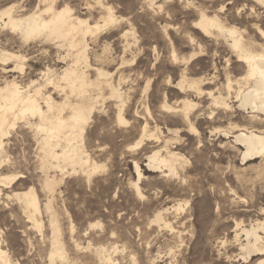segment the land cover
Wrapping results in <instances>:
<instances>
[{
	"label": "rangeland",
	"instance_id": "rangeland-1",
	"mask_svg": "<svg viewBox=\"0 0 264 264\" xmlns=\"http://www.w3.org/2000/svg\"><path fill=\"white\" fill-rule=\"evenodd\" d=\"M56 1L57 8L69 5L74 15L87 17L90 24L102 23L108 7L113 13L115 11L116 24L87 36L92 65L88 74L95 79L98 66L111 75L110 80L123 91L121 104L124 106L121 108L127 122L118 120L119 102L110 99V90L105 88L104 97L89 120L84 136L86 152L92 162L102 166L92 174L80 167L77 170L68 167L65 171L44 168L43 149L36 132L27 128L25 122H19V126L11 130L4 139L7 150L4 148L6 159L0 166V178L4 175L22 177L13 183L0 181L3 192H0V247L9 260L0 264H246L240 259L239 249L240 240L245 237L237 240L235 235L242 226L264 221V155L243 162L241 157L245 148L235 141L234 134L243 127L264 131V117L253 120L250 117L254 114L252 110L241 109L240 103L235 101V90L240 85L237 79L244 70L236 62L232 50L220 37H203L193 29V23L198 18V8L206 7L210 14L218 12L227 25L241 29L247 34L252 48L262 51L264 8L252 0H186L187 3L185 0ZM16 4L25 13L39 4L40 8L45 6L43 0H0V11ZM223 5L225 9L220 11ZM0 32L3 48L23 53L28 59L23 74L10 72L12 64L5 70L0 64V85L5 79L13 78L27 85L30 80L41 79L46 68L60 74L71 61L66 45L61 49L53 42L39 39L23 45V41L8 30ZM199 44H204L202 52L198 51ZM173 51L180 57V63L174 65ZM190 51L198 52V55L191 58L193 53ZM184 66L189 68L190 77L204 79L205 92L211 89L217 95L221 93L233 104L231 110L224 111L215 107L208 95L194 94L192 98L199 105L193 118L197 135L189 130L180 115L173 117L161 109L166 97L170 102L182 97L176 84ZM229 77L235 80L231 90L234 96L225 87ZM148 81L151 85L147 89ZM47 90L52 91L56 100H62L63 96L53 87ZM98 92L95 90V94ZM148 105L150 112L146 109ZM213 109L215 114L212 116ZM146 124L148 133L154 132L158 124L168 137H171L168 128L180 130L181 141L171 148L182 152L188 160L183 174L186 181L176 177L169 179L162 172L148 169L146 156L158 149L162 140L146 138L143 146L137 148L136 142ZM221 130L233 133L226 136ZM135 161L140 163L144 174L140 186L145 196H139L136 191ZM48 176L57 181L51 189L45 185ZM31 187L36 190L43 208L37 217L42 227L37 226L16 195ZM47 203L51 205L49 210L45 209ZM179 203L181 209H177ZM156 212H162L167 220L170 219L171 226L156 222ZM52 218L56 219L59 231L54 229ZM261 234L264 235L263 231ZM56 237L65 249V259L51 257ZM100 250H103L102 254ZM106 258H111V262H106Z\"/></svg>",
	"mask_w": 264,
	"mask_h": 264
},
{
	"label": "bare ground",
	"instance_id": "bare-ground-1",
	"mask_svg": "<svg viewBox=\"0 0 264 264\" xmlns=\"http://www.w3.org/2000/svg\"><path fill=\"white\" fill-rule=\"evenodd\" d=\"M179 1H182V0H179ZM252 1L256 2L257 5L264 8V0H252ZM43 2L45 5L43 8H40L39 7L40 4H39V6H37L36 9L34 8L35 10L33 9L32 11L26 12V13L23 12L21 6H18L19 4H16L18 7L16 5H10L9 7L4 8L3 10L0 11V30H8L10 33H12V35L18 36L21 39V41H23V45L25 44L27 45L29 41H32L35 39H39L41 41L53 42L55 45L61 47V49H62V46L66 45L68 47V54L70 55L69 57H71V61L70 63L67 64V66L62 70L60 74H58V72H55L54 68H52L54 69V71L51 70V68H46L47 70L45 72L44 71L42 72L41 79L39 78V80L38 79L32 80V81L30 80V83L27 85H22L21 83L17 81L16 78H13L11 80L5 79L4 84L0 85V166L3 162H5V159H6V158L4 159V155H3L6 149L4 139L11 133V130H13L17 125L19 126L18 124L19 122H25L27 124V128H29L30 130H34L41 140V146H42L43 151L40 150V152L41 151L43 152L44 168L56 169V170L57 168H59L62 171H65V169H67L68 167H71L73 170H77V167H80L81 170H84L92 174V173H95L100 168H102V166L97 164L96 162H92L91 160L92 158H90L88 155L89 152L87 153L85 150L84 136H85L86 127H87L89 120L91 119L94 111L96 110L98 104L100 103L101 98L104 97L103 90L105 88H107V90L108 89L110 90V99L113 98L116 100L114 102L120 103V104L119 103L117 104V107L119 108L118 120L121 123H126L127 121L123 116L122 108H121L122 106H124L123 104H121L123 103V96H124L122 95L123 91H121V88L115 85L113 81L110 80L111 75H109V73L105 71L103 68H100L97 66L96 71H95L97 74V76L95 75L96 78L91 79L89 77L88 70L92 65L90 63V56H89L90 54L88 52L89 45L87 42V36L90 34H96L100 32L101 30H104L107 27L116 24L118 22V19L115 17L116 15H114L115 11L113 13L112 9H110V7H108L107 5L106 6L108 7V13L104 17L103 22L102 23L95 22L96 24H90L88 19H86L87 17L83 19L82 17L74 15L73 9L69 5H65V6L57 8L56 0H43ZM184 6H186V4ZM205 8L204 7L198 8L199 15H198V18L193 23V29L196 30L197 32H200L203 35V37H213V38L217 37V39H219V37L222 38L224 42L226 43V45H228L227 47L230 48V50H232V53L237 57L236 62H238L240 67L244 70V73L240 76L239 79H237V82L240 85H239V88L235 90L236 94L234 93L235 94L234 98H236L235 101L240 103L239 107L241 109H251L252 110L251 112L254 114H252L250 117L253 120H262V117H264V50L262 51L254 50L251 46V42L248 36H246L247 34L245 35V33L236 26L227 25L218 12H215V13L213 12L212 14H210L207 12L206 10L207 8L206 9ZM224 9H225V6L223 5L220 11H223ZM159 11L161 13L162 10H159ZM239 17H241V14ZM165 26H166V23H165ZM165 30H168V28L166 27ZM14 36H12V38ZM171 46L173 47V45ZM203 46L199 44V50H198L199 52L203 51L204 49ZM5 48H3V46L0 45V64L2 65L3 70L6 69V66L12 64L14 66L12 67V69L9 68L10 72L12 71L20 72L21 74H23L25 62L26 60H28L26 59V56L23 55V53L9 51ZM106 49H109V48L106 47ZM192 53L193 54L191 55V58L198 55V52L197 53L192 52ZM171 54H173L172 55L173 60L175 61V63H173L174 65L177 62H179L180 57L178 56L177 51H173V53ZM97 56L101 57L100 55H97ZM188 56L189 55H187V57ZM60 57H62V55ZM183 61H184V58H183ZM183 68H185V66ZM181 72H183L182 76L179 78V81L177 82L176 85H177V89L179 90L178 94H181L182 97L180 99L177 98V100L173 102H170V100L167 97L166 98L164 97L165 100L162 104V108L161 107L160 108L163 109V111L167 113H171L173 117L174 115H180L183 118V120L187 123L186 125L189 126V130L192 133L195 132L196 134L198 133V130L194 126L195 123H193V118H195V115L197 113V107L199 105H198V102H196L194 98H192V96H195L194 94L198 96L208 95V97L211 98V100L213 101V104L215 105V107L217 106V107L223 108L224 111L231 110L233 108L232 106L233 104L231 105L228 102V100L225 97H223V95H221V93L217 95L211 89L208 92H205L206 89L203 88V82H205L204 79L202 78L197 79V78L190 77L189 68H185L184 71H181ZM233 78L229 77L226 83L227 86H225L227 90H229V93L233 89V86H234L233 83H235L234 82L235 80ZM172 83L173 82H171V84ZM150 85L151 83L150 81H148L146 84V88L148 89ZM218 86H221V85H218ZM49 87H53L54 90L58 91L63 96L61 101L56 100L53 94L51 93L52 91L50 92L49 90H47ZM220 88L221 87H219V89ZM95 90H99V92L95 94ZM209 104H210V101H209ZM146 109L148 112H150L149 105L146 106ZM200 111H201V108H200ZM200 111L199 113H201ZM214 114L215 113L213 109L211 112V115L213 116ZM211 115H209V117H211ZM156 125L157 127H155V131L154 132L151 131L152 133H148L147 124L144 126V128H142L143 134L141 138L136 142V147L140 148L141 146H143L146 138L154 139V140L156 139L157 141L162 140V143L158 147V149L152 151L150 154L146 156L147 157L146 165L148 166V169L154 172H162L169 179L170 177H176V178L182 179L183 181H186L185 176L183 174L184 172H186L188 160L186 161V158L182 155V152L179 153L171 148L172 145H174L175 143L179 144L178 142L181 141L182 137L180 135L181 133L180 130L177 128L176 129L168 128L167 129L168 134L171 135V137H168V135L164 134L162 129L159 127V125L158 124ZM231 133L233 132L224 131L222 134L229 136ZM234 137H235V141L245 148V152L244 154H242L243 156L241 157L243 158L242 159L243 162L249 159H252V158H256L260 156L262 157V155H264V131H258L256 129H250V128L243 127V128L238 129V131L234 134ZM135 167H136V171L138 175V180L135 184L137 194L139 196H145L140 186V182H141V179L144 177V174L142 173V168L138 161H135ZM10 176L4 175L0 178V181L2 183L3 182L13 183L16 180H18L20 177H22L21 175L20 176L14 175L13 177L12 175ZM56 182L57 181L55 177L50 178L48 176L46 179L45 185L46 187L51 189L54 187ZM59 185L60 184H58V186ZM0 192L3 193L1 189H0ZM16 195L21 200L24 206L22 207L26 209V212L29 213L30 217L36 222L37 226L42 227V224L39 221V219H37V217L39 216L43 208L41 209V203H40L41 201H40V198L36 190L33 187H31L24 192L18 191ZM47 208L48 210L51 208L50 203H47V207H45V209ZM168 209L169 208H167V210ZM177 209H181L180 203ZM174 213H175V210H174ZM166 214H168V212H166ZM154 220L160 224L164 223L166 226H171V223L169 222L170 219L167 220L164 217L162 212H158ZM51 223L53 224L54 229L57 228V222L55 218H52ZM96 225H99V223ZM55 230L59 231L58 228ZM261 231H263L264 233V221L261 222L260 220L250 225L249 227L242 226L240 230H237L236 235H235L237 240H240L241 236L245 237L244 240L242 241L240 240V243L238 242L240 244L239 249L241 250L240 259L242 260L243 263L264 264V235L261 234ZM177 233L179 232L177 231ZM54 244H55V247L51 252V257L52 258L59 257L61 259H65L67 256H66L65 249L60 239L56 237ZM2 248L3 247H0V262L8 263L9 261L8 257L6 256V253ZM102 252L103 250L99 251L100 254H102ZM254 257H257V258L251 263ZM106 260H107L106 262H111V258H106Z\"/></svg>",
	"mask_w": 264,
	"mask_h": 264
}]
</instances>
